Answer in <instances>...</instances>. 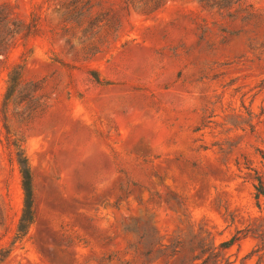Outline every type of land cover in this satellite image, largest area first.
<instances>
[{
    "label": "rangeland",
    "instance_id": "1",
    "mask_svg": "<svg viewBox=\"0 0 264 264\" xmlns=\"http://www.w3.org/2000/svg\"><path fill=\"white\" fill-rule=\"evenodd\" d=\"M140 5L0 0L33 26L0 49V264H264V0Z\"/></svg>",
    "mask_w": 264,
    "mask_h": 264
},
{
    "label": "trees",
    "instance_id": "2",
    "mask_svg": "<svg viewBox=\"0 0 264 264\" xmlns=\"http://www.w3.org/2000/svg\"><path fill=\"white\" fill-rule=\"evenodd\" d=\"M131 1V0H128ZM154 3L153 6H143L147 12L154 13L161 9L168 0H141ZM199 3L210 9H217L218 11H229L236 6H241L243 0H198ZM33 26L25 25L16 22L9 14L0 12V49L4 47L9 41L15 40V38L21 35H28L31 33ZM40 88L38 83L29 82L26 83L23 76V67L14 66L12 69H8L6 80V93L5 101L6 105L12 101L18 104L23 100L27 102V109L23 112L25 119L31 120L38 114L44 112L46 104L41 102V98L38 96ZM25 95L21 98V95ZM21 99V101H20ZM17 149V163L22 175V184L25 194V205L23 209V215L18 225V231L26 233L34 223V187H33V174L28 158L25 156L23 150L15 144ZM258 196H264V186L261 180L257 187Z\"/></svg>",
    "mask_w": 264,
    "mask_h": 264
}]
</instances>
